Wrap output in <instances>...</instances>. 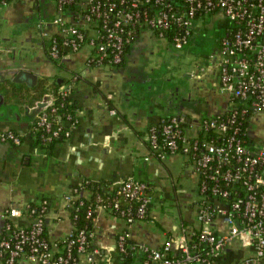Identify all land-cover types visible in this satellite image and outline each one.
<instances>
[{
  "label": "crops",
  "instance_id": "1",
  "mask_svg": "<svg viewBox=\"0 0 264 264\" xmlns=\"http://www.w3.org/2000/svg\"><path fill=\"white\" fill-rule=\"evenodd\" d=\"M56 13V0H0V133L13 130L22 137L21 143L0 138V234L7 208L47 199V233L57 242L75 226L64 198L73 186L93 181L112 193L122 180L135 178L150 184L148 217L129 223L111 209L97 207L91 247L80 255L79 264H145L151 251L164 249L167 241H171L170 253L177 254V237L183 227L199 225L200 175L189 155L157 157L150 148L148 131L163 117L184 115L187 133L197 135L205 117L230 107V95L221 91L219 42L229 20L212 14V25L219 28L220 36L210 53L202 51L201 34L208 25L203 15L196 18L183 47L146 29L133 42L124 64L112 66L89 65L94 48L88 44L78 50L66 48L58 63L51 58L40 23L45 21L44 26L55 32L52 19ZM198 46L201 49L194 58L191 52ZM178 49H184V55ZM43 78L48 83L54 78L67 79L62 86L71 83L79 105L78 121L71 126L69 137L54 141L49 148L37 140L34 126L39 113L55 101L50 88L34 99L38 92L32 89ZM6 81L30 89L28 101L7 95L1 87ZM256 116L264 124V114ZM250 135L264 142V128L252 132L250 126ZM83 189L85 196H91L88 185ZM210 201L228 205L221 199ZM16 221L25 225L29 218L23 215ZM213 224L220 233L229 229L222 214ZM123 231L133 263L119 248L118 235ZM254 250L250 241L234 239L214 264H247L245 259ZM18 264L38 263L24 256Z\"/></svg>",
  "mask_w": 264,
  "mask_h": 264
},
{
  "label": "built area",
  "instance_id": "2",
  "mask_svg": "<svg viewBox=\"0 0 264 264\" xmlns=\"http://www.w3.org/2000/svg\"><path fill=\"white\" fill-rule=\"evenodd\" d=\"M57 13L52 19L56 31L50 32L41 22L42 33L47 39L50 56L58 57L62 49L78 50L88 44L94 54L88 64L115 65L123 58L125 43L135 31L149 29L155 36L166 38L170 29L173 45L183 47L192 35L198 16L217 14L229 20V26L220 37L221 91L228 93L232 103L219 114L207 116L200 124L197 135L187 133V117L171 115L152 125L148 141L152 152L165 159L172 153L189 155L196 163L200 180L199 193L202 204L197 219L200 232L197 239L195 227H183L178 235L179 252L170 253L171 241L164 249H153L145 264H214L216 257L234 239L250 241L254 253L245 259L247 264H262L264 259V142L251 147L240 136L244 114L252 118L264 114V0H56ZM108 62L104 63V59ZM71 83L61 87L66 95ZM73 126V124H72ZM35 129L41 132L42 141H51L62 129L53 127L51 115L43 110ZM208 131L213 134L205 138ZM70 130L66 131L69 134ZM203 134V136H202ZM0 138L21 143L22 137L13 130L0 133ZM255 139V138H254ZM83 183L64 194L70 205L84 189ZM149 184L142 179L122 180L113 197L98 198L97 207L111 209L129 223L143 219L149 213L152 195ZM224 200L221 207L210 201ZM122 200L131 205L122 207ZM132 202H136L133 210ZM40 206L29 203L10 206L5 211L7 233L0 234V260L3 264H18L26 256L38 264H79L80 255L86 253L92 230H79L65 247L43 236L48 200ZM89 209V215L93 212ZM225 216L229 229L217 231L214 218ZM29 218L20 226L16 218ZM127 233H119L121 251L126 250ZM76 250V253H75ZM5 256V259L2 258ZM93 256H89L91 260Z\"/></svg>",
  "mask_w": 264,
  "mask_h": 264
},
{
  "label": "trees",
  "instance_id": "3",
  "mask_svg": "<svg viewBox=\"0 0 264 264\" xmlns=\"http://www.w3.org/2000/svg\"><path fill=\"white\" fill-rule=\"evenodd\" d=\"M139 33L140 32H138V30H137L131 36H129L128 41L125 43V49H124L122 61L120 63H117V64L112 65V66H122L124 64L125 58H126V54L131 49L132 44L137 39V37L139 36ZM166 35H167L166 38L172 43L173 40H174V36H173V33H172V31L170 29L166 32ZM61 49H62V52H61V54L58 57L51 56V58H53L57 63L60 61V58H61L62 54H64V51L66 52V49L64 47L61 48ZM107 59H108L107 57L104 59V63L108 62ZM102 62L103 61L96 60V61L92 62V64L93 65H97L98 63H102ZM7 82H9V81H6V84H2V86H1V87H3V89L5 88L4 90L6 91L7 95L9 94V95H11V97L13 96L14 98H15L16 95H18L17 98L28 101L27 97L30 95V93H29L31 91L30 89H25V88H23L21 86L7 85V84H9ZM63 82L68 83V80L64 79ZM63 82H59L57 78H54L52 80V82L48 83L47 79L43 78L38 83V85L33 87V89H32L33 91H37L38 92L37 94L33 95L34 99L41 98L43 93L46 91L45 90L46 88H50L49 90L55 96V101L51 105L47 106L44 110H46L51 115L53 127L60 126L62 128L60 130V133L57 136L53 137L51 139V141L43 142L40 133L44 132V129H42V131H37L36 132L37 133V140L40 141L43 144H47V148L51 147V145H52V143L54 141L62 140V139H65V138L69 137L70 133L66 134V131L70 130V132H71L72 124H75L78 121V107H79L78 102L73 97L72 90H70V92L68 94H66V95H63L61 93V86H62ZM44 85H46L45 88H44ZM40 113H39V115H40ZM39 115H38V118H39ZM249 117H250V113L249 112L244 114L243 121L240 124V126H241L240 136L245 138L246 143L249 146L253 147V146L256 145L257 140L252 138V137H250L245 132L246 129H248V127H249V123H250V121L248 120ZM38 118H37V120H38ZM37 120H36V123L34 124V126L37 124ZM160 124L161 123L158 124V128L159 129L161 128ZM210 134L212 135L213 132L212 131H208L206 133V135H205V138H207V139L210 138L211 137ZM202 136H203V134H202ZM49 144H51V145H49ZM83 184L84 185H88V187L90 189H92V194H91V196L87 197L83 193L79 197L74 198L72 203L69 205V209L71 210L72 219H73V222H74V225H75L73 230L71 231L72 234H74V235L81 229H85V230H92L93 229V227H94L93 219H94V216H95V213H96V206L98 204V198L99 197H103L104 200H107L108 198L113 197V192L112 193H106L105 191H103L98 186V184L94 183L93 181H90L88 183L84 182ZM148 192L151 194V192H150V184H149V187H148ZM121 203H122V207H128L129 205H131V202L130 201H126V200H122ZM33 205L40 206L39 203H33ZM132 205H133V210H134L135 206H136V202H132ZM48 208H49V204L47 205V211H48ZM92 208L94 210L89 215V209H92ZM117 214L119 215V212H117ZM147 217H148V215L146 217H144V218H147ZM45 221H46V218H45ZM19 225L22 226L23 224L19 223ZM194 227H195L196 234H194L192 236V241L197 239L196 236L200 232V228L199 227H196V226H194ZM2 233H4V234L7 233V229L4 228V231ZM70 233H68V235H66L65 238L57 239V243H58V245L60 247H65V245L67 244L68 240L71 237ZM43 236H45L48 239H50L49 236H48V233H47L46 224H45V229L43 231ZM91 241H92V238H90V242H89V245H88L87 249H89L91 247ZM125 246H126V250L123 251V255L132 262L133 255H132V251L130 249V246H128V239H126V241H125ZM75 253H76V250H75ZM2 258L5 259V256L2 257ZM141 261H144V260H141Z\"/></svg>",
  "mask_w": 264,
  "mask_h": 264
},
{
  "label": "rangeland",
  "instance_id": "4",
  "mask_svg": "<svg viewBox=\"0 0 264 264\" xmlns=\"http://www.w3.org/2000/svg\"><path fill=\"white\" fill-rule=\"evenodd\" d=\"M213 17L212 15H206V21L208 23L205 24L206 27H204V29L202 30L204 32V34H201V38L203 39L202 42V51L204 52L205 50L210 53L212 52L214 49V47H216V39L220 36V32H219V28L215 27L214 25H212V21H213ZM191 41V40H190ZM218 44V43H217ZM197 49H195V51H192L191 53L194 55L193 57H196V53L197 50L201 49V46L196 47ZM177 49V48H176ZM178 51L181 53L180 55L183 54L184 49H178ZM184 55V54H183ZM262 121L259 119V117H253L252 121H251V130L252 132L255 131H262L264 128V124L261 123Z\"/></svg>",
  "mask_w": 264,
  "mask_h": 264
},
{
  "label": "water",
  "instance_id": "5",
  "mask_svg": "<svg viewBox=\"0 0 264 264\" xmlns=\"http://www.w3.org/2000/svg\"><path fill=\"white\" fill-rule=\"evenodd\" d=\"M7 144L9 145L10 143H9V142H7Z\"/></svg>",
  "mask_w": 264,
  "mask_h": 264
}]
</instances>
